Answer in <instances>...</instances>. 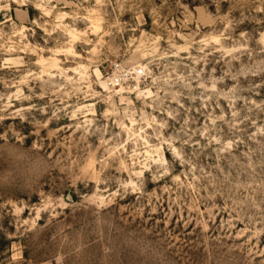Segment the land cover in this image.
I'll return each mask as SVG.
<instances>
[{"label":"rangeland","instance_id":"obj_1","mask_svg":"<svg viewBox=\"0 0 264 264\" xmlns=\"http://www.w3.org/2000/svg\"><path fill=\"white\" fill-rule=\"evenodd\" d=\"M122 54L158 63L165 88L181 72L165 102L179 170L146 199L118 195L92 162L39 186L45 173L19 187L0 174V264H129L125 233L167 240L174 264H264V0H0V152L20 169L26 141L71 151L80 124L42 131L41 109L92 64L121 76Z\"/></svg>","mask_w":264,"mask_h":264},{"label":"clouds","instance_id":"obj_2","mask_svg":"<svg viewBox=\"0 0 264 264\" xmlns=\"http://www.w3.org/2000/svg\"><path fill=\"white\" fill-rule=\"evenodd\" d=\"M121 61L123 75L118 82L113 77L114 61L108 60L99 71L92 64L88 80L77 84V90L66 85L61 91L60 85H55L62 103L46 105L41 109L45 113L41 117L42 131L44 121L58 127L59 123L72 120L74 124H80L79 131L85 138H75L71 151L62 147L55 152H49L47 145L41 144L39 139L35 147L26 141L17 158L24 161L20 169L13 168L7 154L0 152V174L12 173L9 187H19L21 183L36 180L41 173H45L37 184L39 186L49 174L59 173L60 169L65 175H79L90 162L92 168L89 174L92 171L99 173L104 185H110L118 195H124L125 191L132 195L133 187L138 186L146 199L148 186L154 181L167 184L173 180L180 161L171 155L174 143L169 135L172 129L167 115L172 109L165 102L171 100L173 88L182 86L181 72L174 68L175 75L165 88L162 82L152 79L155 70L161 67L158 63H151L144 76L138 77L135 72L139 71V67L135 66V61L123 54ZM153 88L157 91L149 98L148 93ZM161 91H167V95H160ZM85 104L89 107L85 108ZM86 112L94 115L85 117ZM156 186L159 189V183ZM136 195L142 193L137 191ZM206 231L205 227V234ZM121 238L135 242L125 249L129 254V264H174L175 258L168 251L167 240L147 244L142 241H154L156 238H145L143 234L127 237L126 233Z\"/></svg>","mask_w":264,"mask_h":264},{"label":"built area","instance_id":"obj_3","mask_svg":"<svg viewBox=\"0 0 264 264\" xmlns=\"http://www.w3.org/2000/svg\"><path fill=\"white\" fill-rule=\"evenodd\" d=\"M144 72H145V69L142 68L139 71L135 72V75L138 76V77H142L144 75ZM121 75H123V73ZM119 77H114V79L118 82Z\"/></svg>","mask_w":264,"mask_h":264}]
</instances>
